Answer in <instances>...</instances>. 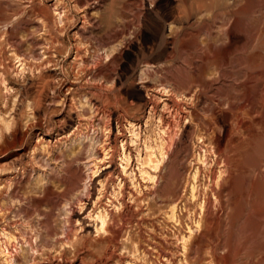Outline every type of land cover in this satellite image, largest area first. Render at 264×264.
Segmentation results:
<instances>
[{"label":"rangeland","instance_id":"1","mask_svg":"<svg viewBox=\"0 0 264 264\" xmlns=\"http://www.w3.org/2000/svg\"><path fill=\"white\" fill-rule=\"evenodd\" d=\"M0 3V264H222L226 248L213 254L220 239L210 229L230 210L206 176L226 162L236 169L264 117V99L242 88L230 106L222 94L241 47L214 53L231 47L228 32L246 0H174L186 25L165 18L161 0ZM123 38L117 72L109 59L95 63L101 47ZM148 66L164 78L185 66L188 77L155 83L141 78ZM225 112L222 135L230 134L217 155L207 153L205 171L198 135L215 137ZM168 181L172 194L163 191ZM199 201L207 202L202 214ZM199 216V237L188 238Z\"/></svg>","mask_w":264,"mask_h":264},{"label":"bare ground","instance_id":"2","mask_svg":"<svg viewBox=\"0 0 264 264\" xmlns=\"http://www.w3.org/2000/svg\"><path fill=\"white\" fill-rule=\"evenodd\" d=\"M173 1L174 0H161L159 8L163 11L165 18L169 22L186 25L190 17L177 15L176 12L173 11L171 4ZM256 8H258L259 11H257ZM1 9L2 4L0 3V11ZM257 12H259V15L255 16ZM149 13L147 14L148 16ZM145 27L148 29L147 26ZM238 31L242 32V36L237 35ZM124 32L118 33L116 38L118 39V37H120L119 35ZM228 36L231 47H226L222 51L215 48L214 53L217 56H221L222 54L224 57L231 48L238 46L241 47V52L236 56L237 67L239 69L237 72L231 73L230 77L225 75L229 78L235 77L230 84H225L222 87V94L226 96L230 106H233V104L231 105V100L240 97L237 93L239 89L242 88L246 92L245 95L248 98L254 100H259L260 98L264 99V0H246V3L236 11V22L228 32ZM117 39H115V42ZM124 40L123 38L118 45L111 48L101 47L99 50H102V52L97 54L95 63H102L104 60L109 59L111 65H109L107 69L110 71L117 70L116 67H113V64L116 61L115 59L122 53L120 46L124 44ZM186 43L188 42L181 40L179 42L180 48H185L188 45ZM116 52H119V55H117ZM227 58L230 59V57L226 56L225 59ZM151 69V66L146 67L141 73V78L144 79V77L146 78L149 75L153 82L164 83L166 80L182 82L188 77L187 68L185 66L168 70L165 74L166 78L155 74L159 73V70H155L156 72H154ZM99 71L103 73V70L100 69ZM110 71L104 74L107 79L113 77ZM238 81L240 82L239 84L237 83ZM164 91L168 92L167 90ZM138 92L139 95H141L142 90L138 89ZM175 95L179 96V93H175ZM217 109V107H213L214 112H216ZM229 117L230 112H225L222 118L219 117L221 125L218 129L214 130L215 137L213 133L209 131H205V133L200 132L198 135V140L206 146L204 155L201 154L200 157L197 155L199 157L197 159L204 165L205 171L208 170L210 164V162L207 161L209 159L207 153H210L211 157L213 154L217 155L214 148L216 147L218 149L224 138L230 134L229 131L224 128V134L222 135V125L223 127L228 126ZM238 124H240V122H238ZM259 125L258 128L251 132L246 150L242 154L239 163L234 166L236 168L235 170L232 168L233 165L230 164V162H226L230 168L220 170L218 174L215 172L210 179L208 175L206 176V182L208 181L212 184L210 192L215 197V200L222 204H226L227 209L230 210L225 220H216L210 229V234L220 239V243L214 246L213 254L217 255L216 252H218L219 246L226 248L227 252L224 255L219 254V259L222 264H232L240 260H245L248 264L264 263V117ZM175 143V138H173L171 145L173 146ZM162 159H165L164 154ZM218 163L220 162L218 161ZM226 164L224 167H227ZM198 173L199 170L197 169L190 183L192 198H195L197 189H199L196 184ZM79 180V178H77V180L75 179L73 187L78 185ZM209 183L205 184V188H209ZM163 191L166 194H172L173 191L170 188L169 181L164 186ZM224 198H226V200H224ZM205 202L206 201L198 202L199 214L206 211L205 209L207 208L205 207L207 202ZM210 204L212 206V200ZM170 207L174 216L178 203L174 201ZM98 218L102 222L103 228L106 225V221L102 216H98ZM201 220V216H199V219L193 221V227H189L190 235L188 238L194 235V233H198L201 227H203V222H201ZM52 231H56L55 227ZM197 236L199 237V233ZM197 236L195 238H197ZM183 238V247L187 249L190 242L187 237ZM200 238L199 240L202 239ZM193 244H198V241L193 240Z\"/></svg>","mask_w":264,"mask_h":264}]
</instances>
